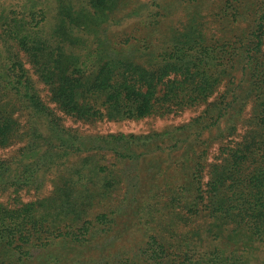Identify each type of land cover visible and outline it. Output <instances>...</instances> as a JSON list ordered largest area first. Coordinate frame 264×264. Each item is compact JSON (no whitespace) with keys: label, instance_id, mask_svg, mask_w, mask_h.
<instances>
[{"label":"trees","instance_id":"16d2710c","mask_svg":"<svg viewBox=\"0 0 264 264\" xmlns=\"http://www.w3.org/2000/svg\"><path fill=\"white\" fill-rule=\"evenodd\" d=\"M136 7L0 0V149L22 145L0 159V192L11 199L0 204V264H248V245L264 247V0H220L211 26L191 17L159 39L166 16L156 19L148 3ZM134 21L146 29L140 39L103 45L98 37L106 23ZM193 108L202 110L183 125L146 135L81 134L65 124ZM73 155L78 161L65 166ZM141 164L151 171L136 187L123 168L134 165L136 174ZM54 173L61 187L49 198L22 202V191ZM117 187L121 202L93 212ZM122 216L140 231L133 255L113 249ZM222 238L228 245H214ZM59 246L73 253L55 258Z\"/></svg>","mask_w":264,"mask_h":264},{"label":"rangeland","instance_id":"374dc122","mask_svg":"<svg viewBox=\"0 0 264 264\" xmlns=\"http://www.w3.org/2000/svg\"><path fill=\"white\" fill-rule=\"evenodd\" d=\"M129 4L131 6H135L138 3V9H140L141 6H143V3H148L150 6L151 13L155 15L156 19H159L163 14L166 17L159 19V25L156 28V34L155 37L159 39L162 35L167 33L170 29H176L180 30L183 28V25L188 21L191 17H199L203 22L206 23L207 26H211L210 24V16L212 15V12H215L218 10L220 5V0H200V7L199 8H193L189 9L188 7H185V3L188 0H128ZM152 2L157 3L159 6H153ZM134 8V10L136 9ZM132 10L128 9L127 11ZM149 13H147L148 15ZM161 14V15H160ZM53 13L50 17H52ZM151 19V18H150ZM54 22V20H53ZM139 26V30H136ZM242 27L247 26L246 22L241 23ZM109 24L106 23L101 26V29H99L98 37L101 39V42L103 43H113L118 42L121 38H127L131 35L132 39L135 37L136 39H140L141 31L144 32L146 29H144L143 26L138 25L135 21L133 24L130 25H124L123 27H108ZM142 28V29H141ZM93 38V37H91ZM155 39V38H153ZM158 44V42H154L153 45ZM92 46V42H87L88 49ZM87 47L85 49H81L82 51H87ZM133 50V49H132ZM133 57H136L137 53H134ZM132 54V55H133ZM136 54V55H135ZM21 59L24 63V67L27 69L29 76L34 81L36 88L40 94V96L48 102V93L46 88L40 83H37L36 76L33 74V69L31 65L26 61V56H23L21 54ZM139 60V59H137ZM202 110V108H193V109H186L179 111L177 113H172L170 115L159 117V116H151L140 120H126L121 122H97L94 124H85L81 122H73L71 120L66 121L65 124L67 127L72 128L74 130H77L81 134H92V135H105L109 133H123V134H132V135H146L151 133H158L163 132L167 130H171L173 127L183 125L184 123L188 122L190 119L194 118L199 114V112ZM21 144L14 145L7 149H0V159H6L11 155H14L15 152H17L18 148L21 147ZM216 147L213 146L211 148L210 153H214ZM113 158L111 156H106L105 160L102 161V164H106L111 167V164L114 162L112 160ZM78 161L77 156H70L68 161L66 162L65 166H74L75 162ZM148 166L153 164V161H148ZM141 168L139 170L137 166V173L134 174V169H136V166L129 165L125 168H123V172H125L126 175H130L133 181V185L135 184L136 187L138 186L137 181L139 178L144 177L149 173L147 169L143 168V164H141ZM146 166V165H144ZM63 167V166H62ZM59 167L58 169L62 168ZM140 167V166H139ZM118 168V167H117ZM113 169V168H112ZM148 171V172H147ZM59 173L54 174H47L45 176V179L42 180L40 188L38 190H31V191H22L20 193V198L22 202H28L43 198H49V196L55 191L56 188L61 187V183L55 182L54 177ZM164 176V174H162ZM135 176V177H134ZM148 180H144L145 185L144 189H146V185ZM123 183L124 185L121 186L122 188H125L126 186V180L123 176ZM120 189H110L109 192L111 194L109 197H107L100 205H98L97 208L93 210V212H99L101 210H107L109 208L114 209L115 203H120L122 200L123 192L122 188ZM127 187V186H126ZM129 186L128 188H130ZM127 189V188H126ZM0 204L9 205L11 204L10 199V192L4 191L0 192ZM124 206V205H123ZM119 225L115 228V231L119 234L118 235V241L115 243L113 249L119 250V248H123L124 250H130L131 254L133 255L135 251V246L139 242L140 237V231L138 227L132 222L131 220H128L127 216H122L118 220ZM201 223V221L199 222ZM154 224H151V227H153ZM155 228V227H153ZM188 228H192L189 226ZM182 231V230H181ZM109 234V233H108ZM110 236V235H109ZM113 237V235H111ZM110 237V239H112ZM225 238H222L221 240H216L214 242V245H218L220 248L224 247L223 244L225 241ZM243 246L246 245V243L242 242ZM240 243V246H242ZM239 247V246H238ZM249 249H253L254 251L251 252V256L249 257L248 264H257V261H261L264 258V247L261 244H255L252 246L248 245ZM57 251L54 252V257L61 259V256L70 255L73 253V248L69 246H59L57 248ZM223 249V248H222ZM52 252V253H53ZM58 259V260H59ZM35 264V263H33ZM66 264H71L67 262Z\"/></svg>","mask_w":264,"mask_h":264}]
</instances>
